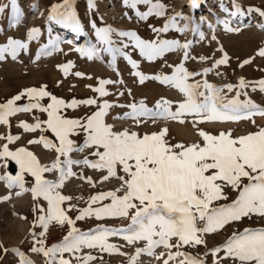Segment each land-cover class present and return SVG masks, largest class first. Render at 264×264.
I'll list each match as a JSON object with an SVG mask.
<instances>
[{
    "label": "snow or ice",
    "instance_id": "6c2138e0",
    "mask_svg": "<svg viewBox=\"0 0 264 264\" xmlns=\"http://www.w3.org/2000/svg\"><path fill=\"white\" fill-rule=\"evenodd\" d=\"M10 2L14 18H18L17 0ZM122 2L135 10V15L140 20H148L153 15H166L167 6L161 0ZM190 2L195 8L199 0ZM88 5L90 9H94L95 0H88ZM138 5H147V10L140 11ZM5 7L7 5L0 6V12H3ZM221 7L224 12H229L223 4ZM233 8L235 10L230 13L232 16L242 11L235 0ZM248 11H257L264 17V11L259 9L249 8ZM178 17L191 20L190 17H183L181 12H176L168 17L162 27H153L152 31L157 33V37L170 29L185 31L189 25L184 24L181 27L177 21ZM47 20L55 21L75 33L82 32L74 0H60L59 3L52 4ZM220 22L226 31H239L230 27L227 20ZM91 27L94 29L97 44L76 47L74 50L81 56L92 60L100 58L101 51L107 52L112 56L111 66L116 68V57L119 54L131 65L132 75L138 78L140 84L149 79L155 80L175 88L182 95L179 101L161 98L152 107L143 99L134 101L126 106L128 111L118 118L130 119L136 126H141L149 120L155 124L161 119L181 124L191 123L200 139L187 144L172 143L167 127L144 134L129 128L114 130L113 125L106 122L113 105L107 100L100 102L99 99L109 95L107 85L117 83L111 79L98 78L95 87L87 85L98 97L65 101L47 91V85H42L39 88H25L0 101V124L10 127V117L17 113L38 110L47 114L46 120H40L38 117L34 123L21 120L19 126L24 132L40 130L50 132L54 136V139H51L41 135L28 141L29 144L42 145L44 149L55 153L50 163L42 164L28 148L10 150L9 144L19 140V135L10 132L0 135V139L7 141L0 146V159L4 160L2 166L7 167L10 158L19 167L15 175L6 172L0 175V180L6 182L8 189H19L15 192L17 196L30 192L35 202L33 211L38 212L33 223L34 226L39 225L42 231L38 234L32 233L34 243L31 252L42 254L46 258V264H72L70 259L65 258V253L72 254L77 264H90L98 257L91 253L77 255L82 248L128 255L121 251L119 245L110 242L111 237H120L128 245L135 246L137 242H143V246L135 247L128 264H137L142 254L154 257L161 264H207L206 257L209 254L213 257L212 264H223L226 259H231L232 264H264V227H246L243 231L233 232L222 245L209 249L204 256H193L182 250L185 246L207 247L205 236L215 234L229 224L253 216L264 219V127L239 136H234L231 128L213 134L200 127L205 123H234L241 120L255 124L257 115L264 117V107L256 104L248 97L247 92L243 91L249 87V82L241 77L236 85L217 86L207 79L209 72L229 62V56L222 46L220 50L223 55L210 67L196 72L186 67L187 61L197 59L189 51L193 43L191 40L183 43L178 39L146 40L135 30H124L119 31L118 36L128 38V41H122L121 46L117 47L112 38L115 30L111 26H98L95 21H91ZM260 27L264 29V24ZM193 31H198V28L194 27ZM48 32L51 34V27ZM40 34L41 29L33 27L28 31L27 39L31 41ZM199 35L201 39L204 38L203 32H199ZM68 43L71 44L72 41ZM130 44L148 61H155L178 49H183V55L179 63L168 65L171 68L170 73L149 76L140 71L139 62L133 59L129 52L124 51ZM58 46L59 40L50 36L35 59L50 55L49 49L60 50ZM28 48V42L9 37L7 43L0 44V61L6 59L5 54L15 60L21 50L27 51ZM257 55L264 57V47L258 49ZM198 59L204 61L208 57L200 56ZM250 62V59L245 60L243 64ZM73 66L72 61L58 65L65 76L70 74ZM216 74L220 75L218 71ZM74 75L83 77L85 74L77 71ZM197 77L200 79H196ZM118 82L123 84L122 79ZM252 87L253 90L259 87L264 91V79L255 82ZM233 91L235 95L229 96L228 93ZM128 92L131 94L130 89ZM241 95L246 98L241 100ZM24 98H27V102L21 103ZM44 98L49 99L46 105L41 103ZM81 105L95 106V110L81 118H69L64 115L66 109H76ZM81 135L83 142L78 144L73 137ZM86 149L91 150L89 155L80 159L72 158V153L84 152ZM74 165L105 172L106 174L100 177L102 182L112 178L120 181V186L114 190L91 195L87 206L78 210L75 219L70 217L68 212L76 206L71 203H68L67 207L64 206L72 197L60 191L67 180L77 177L73 170ZM48 173L55 174L56 178L48 179ZM25 174L34 180L31 187L25 186ZM78 178L95 187L96 182L92 177L81 174ZM226 189L238 194L229 203H219L228 200ZM11 196L10 191L0 199L8 200ZM40 200L46 202V207L39 203ZM87 217H95L97 220L118 218L129 222L119 227L98 225L82 232L75 226L76 221ZM54 222L70 227L61 242L46 246V233ZM161 247L167 249V252L157 253L156 249ZM0 249L5 253L14 252L19 258L18 264H34L19 248L7 249L0 245Z\"/></svg>",
    "mask_w": 264,
    "mask_h": 264
},
{
    "label": "rangeland",
    "instance_id": "374dc122",
    "mask_svg": "<svg viewBox=\"0 0 264 264\" xmlns=\"http://www.w3.org/2000/svg\"><path fill=\"white\" fill-rule=\"evenodd\" d=\"M59 2L60 0H17L19 14L18 18H14L10 0H0V6L7 5L4 11L0 12V44L7 43L9 37L28 42L29 44L28 50H21L15 60L5 54L6 59L0 61V101L10 98L25 88H39L42 85H47V91L59 98H63L65 101H70L73 98L81 100L98 97V94L94 93L87 85L95 87L98 84V78L111 79L117 81V83L107 85L106 88L109 95L99 99L100 102L107 100L113 105L106 117V122L112 124L114 130L129 128L144 134L167 127L169 130L168 137L172 143L183 142L187 144L198 141L200 137L191 123L181 124L176 121L161 119L155 124L149 120L141 126H136L130 119L118 118L128 111L126 106L134 101L139 102L143 99L149 107H152L161 98L179 101L182 99V95L175 88L163 85L155 80L149 79L140 84L138 78L132 75L131 65L119 54L116 57V68H113L111 66L112 56L107 52L101 51L100 58L92 60L76 52L74 49L78 46L97 44L94 29L91 27V21H95L98 26L108 25L115 30L112 38L117 47L121 46L122 41H128V38L118 36V32L124 30H135L142 39L146 40L157 38L178 39L181 43L191 40L193 43L189 51L197 59H191L186 62V67L190 71L200 72L203 68L210 67L216 59L223 55L220 50L222 46L223 51L227 52L229 56V62L209 72L207 79L217 86H223L225 84L236 85L240 78L243 77L245 81L249 82V87L243 91H246L248 97L256 104L264 107V91H261L259 87L253 90L252 87L255 82L264 79V57L257 55L258 49L264 47V29L260 27L261 24H264V17L260 16L257 11H248L249 8L264 11V0H235L242 9L241 13L235 16L230 14L235 10L233 8V0H199L202 5H198L195 8L191 6L190 0H161L167 6L166 15L163 17L153 15L148 20H140L135 15V10L124 5L122 0H95L94 9L89 8L88 0H74V8L81 21L82 29L87 32L85 36L70 33L63 25L47 20L51 5ZM222 4L229 9V12L226 13L222 10ZM137 7L140 11H146L148 6L138 5ZM176 12H181L183 17L191 18L190 21L182 17L177 18L181 27L184 24H188L189 27L183 32L170 29L167 33H160L159 37H157V33L153 32L152 28L162 27L168 17ZM223 20H227L230 27L239 29V31H226L223 23L220 22ZM33 27H39L41 34L38 38L28 41V31ZM49 27L52 28L51 34L48 32ZM194 27L198 28V31H193ZM199 32L204 33L203 39H201ZM50 36L59 40L58 47L60 50L53 51L49 49L51 51L50 55H42L39 60H36V54L48 42ZM213 36H215V39H213ZM68 41H72V43L70 44ZM97 46L99 47L100 45ZM124 51L129 52L133 59L139 62V70L149 76L170 73L171 68L168 65L179 63L183 55V49H178L166 53L155 61H148L131 44ZM200 56L208 57V59L201 61L198 59ZM249 59L251 60L250 63L243 64V61ZM68 61H72L74 66L71 68L70 74L65 76L58 65L66 64ZM77 71L85 75L77 77L74 75ZM217 71L220 75L216 74ZM121 79L123 84L118 82ZM196 79H200V77ZM129 89L131 94L128 92ZM121 92L124 94L120 95L119 93ZM153 95L154 97H152ZM228 95H235V91L228 93ZM245 98L243 95L240 97L241 100ZM26 102L27 98L21 101V103ZM48 102V98H44L41 101L45 105ZM120 105L125 107H120ZM94 110L95 106L81 105L76 109H66L64 115L69 118H81ZM37 117L40 120H46L47 114L38 110H33L31 113H17L9 118L10 127L0 124V135H7L9 132L13 135H19V140L9 144L10 150L15 151L20 147L28 148L39 158L42 164H47L54 158L55 153L44 149L42 145L29 144L28 141L41 135L48 136L51 139H54V136L50 132H41L40 130L32 133L24 132L19 126V121L25 120L28 123H34ZM200 127L213 134L218 133L220 130L231 128L233 129V135L239 136L256 131L258 127H264V117L257 115L255 124L248 120H241L234 123H205L201 124ZM73 139L78 144H81L83 135L73 137ZM6 142V140L0 139V146ZM90 151V149H86L84 152H74L72 153V158L80 159L89 155ZM89 158L93 159L91 156ZM3 164L4 160L0 159V175L6 172L15 175L19 171L18 165L10 158H8L7 167H3ZM73 170L77 173V177L67 180L60 189L62 194L72 197L71 201L66 202L64 206L67 207L68 203L76 206L74 210L68 212V215L73 219L78 215L79 209L87 206L91 195L114 190L120 186V181L115 178L109 181H100V177L105 175V172L82 165H74ZM81 174L86 177H92L93 181L96 182L95 187L78 178ZM46 176L48 179L56 178L53 173H48ZM33 182L34 180L28 174H25V186L31 187ZM10 191L12 192L10 199H0V245L7 249L19 248L34 261V264H46V258L42 254L33 253L30 250L34 243L32 233L38 234L42 231L39 225L34 226L33 223L38 212L33 211L35 202L31 193L25 192L17 196L15 192L19 191V189H8L6 182L0 180V197L8 195ZM225 192L228 200L220 201L219 203H229L238 194L231 189H226ZM39 203L46 207L45 201L40 200ZM128 222L126 219L118 218L97 220L95 217H87L84 220L76 221L75 226L80 231L87 232L98 225L119 227L127 225ZM69 227L67 224L61 226L55 222L52 223L46 233L45 245L51 246L61 242ZM246 227H264V219L253 216L245 218L241 222L229 224L223 230L205 236L207 247L197 246L193 248L185 246L182 250L191 253L193 256H204L209 249L222 245L233 232L243 231ZM110 242L119 245L121 251L128 255L110 254L100 252L98 249L88 248H82L77 255L91 253L97 256L98 258L90 262V264H128L129 257L134 254L135 247L143 246V242H137L135 246L128 245L120 237H111ZM156 251L157 253L167 252V249L161 247L156 249ZM220 255L222 256L223 253H220ZM64 256L70 259L72 264H77L72 254L65 253ZM18 259L14 252L8 251L5 253L0 249V264H18ZM206 260L207 264H212L213 257L209 254ZM137 264H161V262L147 254H142L138 258ZM223 264H232V260L226 259Z\"/></svg>",
    "mask_w": 264,
    "mask_h": 264
},
{
    "label": "bare ground",
    "instance_id": "6f19581e",
    "mask_svg": "<svg viewBox=\"0 0 264 264\" xmlns=\"http://www.w3.org/2000/svg\"><path fill=\"white\" fill-rule=\"evenodd\" d=\"M198 5L199 6H201L202 5V3L201 2H198ZM66 30L67 31H69L70 33H74V34H77L78 36H85L86 35V31L84 30V29H82V32L81 33H75V32H73L71 29H69V28H66ZM153 94H155L154 92H152ZM152 97H154V95L152 96ZM25 121V120H24Z\"/></svg>",
    "mask_w": 264,
    "mask_h": 264
}]
</instances>
